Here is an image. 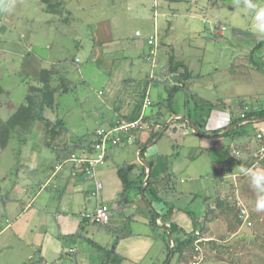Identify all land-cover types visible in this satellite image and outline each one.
Returning a JSON list of instances; mask_svg holds the SVG:
<instances>
[{"label":"crops","instance_id":"0c3cea01","mask_svg":"<svg viewBox=\"0 0 264 264\" xmlns=\"http://www.w3.org/2000/svg\"><path fill=\"white\" fill-rule=\"evenodd\" d=\"M59 1V4L62 1L65 2V8L56 7L51 10L52 15H64L70 3L75 1L79 9L85 10L87 7V4L81 3V0ZM222 2L225 3L222 9L225 10L227 3L231 0ZM55 3L58 4L57 1L53 4ZM112 5L114 9L121 7L115 2ZM152 5L153 29H150L146 38L141 30L142 35H136L138 29L135 31V37L124 35L122 33L124 27L119 22L115 28L110 25H104L102 28L103 33H113L116 37L111 38L110 41H100L104 43L100 47L101 59L106 62H102L101 70L104 74L98 79L102 80L101 83L107 90L103 92L100 90L97 94L100 102L99 104L98 100L95 102L99 106L104 103L107 106L105 109L110 113L106 114L100 110L96 112L95 105V110L91 112L100 124L88 131L92 134L97 127H108L120 119L136 120L142 115H146L149 121L161 123L160 130L145 131L138 136L136 142H126L117 146V148L128 146L135 148L134 153L129 154V159L124 161L126 164L133 165L129 175L133 181H139L142 176L144 177L145 168L147 174L145 180H147L152 169L158 177L156 189L158 194L154 195L150 190L145 191L144 194L135 187L126 191L118 171L119 166H117L118 169L104 167L111 162L114 156L112 155L114 154L113 148L107 156L106 163L98 167L94 176L96 180L103 183L98 178L100 174L106 182L105 194H101L100 191L99 197L89 196V182L92 181L95 185L94 177L74 179L68 169L58 172L54 177L55 168L51 173L47 165H42L31 177L33 169L30 166L35 168L36 159L39 158L34 154L40 156L39 153L43 149L40 144L32 146L33 149H39V151L35 150L32 158L31 153H26L27 150L23 149L15 155L18 163L23 164L22 168L25 167L24 158L27 155L29 159L31 158V164L28 167L30 176L23 169L16 167L17 172L11 179V183L7 177L1 178L0 181L2 184L9 182L10 189L15 192L4 203L2 202L4 195L1 194L3 185H0V264H34L37 262L45 264L47 261L50 264H101L100 259L104 260L103 264H117L118 261L113 255L121 256L120 264H164L168 259V244L170 243V247H173L175 238L183 240L187 237L186 233L194 232L202 234L203 237L200 240L220 237L221 234L216 230L219 228L223 230L225 223L222 218L214 217L213 213L218 208L213 202L216 200L217 203L219 197L226 198V181L231 175L240 171H237L236 165L238 164H236L231 172L228 164L230 154L227 148L229 147L220 140L228 136L229 130H226V127L230 125L233 117L241 116L249 108L264 106L257 102L256 106L252 107L248 98L245 97L247 95L238 90L237 86L233 90L229 91V88L227 90L224 79L229 77L234 79V76L228 75L229 73L239 76L242 65L251 70L260 68L258 60L261 61L264 57V34L254 31V23L245 26L244 23L234 22L236 18L229 20L221 9L222 4L219 5L215 14L209 13L211 4H203L201 0H155ZM49 6L46 5L44 9ZM130 8H134L133 4L130 6L127 3V9L130 10ZM205 12L211 17L208 20L205 19ZM177 14H183L186 17L189 14L194 20L201 16L204 19L203 22L209 23L211 36L204 35L205 30L197 28L194 23H187L186 26V22L182 23L185 25L181 30L183 34L175 35L178 28L176 24L173 25L172 20H168L166 28L168 35L163 38L161 36L163 25L159 19L173 17ZM242 14L246 15V13ZM80 23L83 26L88 25L87 19L80 18ZM244 28H248L250 32L254 31L255 41L250 39L252 42L246 44L248 37L244 34ZM156 30L158 31L157 54L152 55L153 46L149 45L148 36ZM114 31L117 34H114ZM129 34H132V31ZM177 36H181L182 39L178 40ZM169 37L171 40L167 42L166 38ZM253 42H256V46H253ZM93 47H97V43ZM185 49L192 51H185ZM256 53L258 60L251 57ZM65 59L66 57L57 62L60 69L50 77V83L53 86L60 84L64 73L69 72V69L65 68V65L69 64L61 63ZM90 59L95 60L94 62L99 61L94 58L93 51L88 60L91 61ZM170 62L183 63V65L175 72L167 73ZM69 63L77 66L81 60L79 57H74ZM262 63L264 64V60ZM185 66L192 77L185 84L190 88L192 98L189 99L184 88L179 90L183 93L182 97H176L178 91L169 100L170 88L181 85L179 74L185 71ZM154 87H156L158 100L156 103L151 100V106H146V100L152 99L151 91ZM164 88L167 89V93ZM242 95L247 101L241 98ZM180 99L181 109L176 107ZM206 104L210 105V109ZM54 116L56 118L55 114ZM194 126L197 129H194ZM261 128L264 129L260 127L258 132ZM230 137L232 139L230 144L235 146L247 140L233 135ZM182 146L183 149L180 150ZM219 147H224L225 153ZM5 149L0 148V153ZM211 149L218 150L221 160H226L223 168L219 172H214L215 175H212L211 171L206 172L208 177L213 176L214 189L220 190L212 189L207 195H202L206 202L203 218L198 220L200 225H192L187 219L186 222L191 227L187 230L178 223L177 218L181 215L186 216V213L189 214L192 211L182 207L181 203L192 201L193 203L189 204L191 206L198 197L194 193L193 196L187 193L180 196V193H183L185 189H192L194 185L191 183L201 180L204 176L205 170L192 172L190 165L196 160V156L203 155L204 151L210 155L209 150ZM141 153L142 156H140ZM209 158L213 161L211 155ZM144 160L152 165L150 170L143 162ZM13 167L10 166V169ZM100 167L101 170H99ZM45 176H48L46 180L43 179ZM36 185L39 187H35ZM130 192L131 197L128 194ZM192 192L194 191L191 190V194ZM124 193L127 195L124 196ZM209 198L212 204L207 200ZM99 204H107L111 207L113 223L110 221L109 224H99L93 221L94 209ZM131 204L136 208V212L128 214L126 209ZM128 217L135 224H141L142 227L126 229ZM116 236H119V240ZM109 251L115 252L112 255ZM176 259L177 257L174 261L171 260L173 264L176 263Z\"/></svg>","mask_w":264,"mask_h":264},{"label":"rangeland","instance_id":"374dc122","mask_svg":"<svg viewBox=\"0 0 264 264\" xmlns=\"http://www.w3.org/2000/svg\"><path fill=\"white\" fill-rule=\"evenodd\" d=\"M56 1L58 4H53ZM222 1L223 0H201L203 4H211L209 9L210 14H215L221 4L222 9L223 4H225ZM114 2L121 5V7L114 9L112 5ZM153 2H155V0H81V3L87 4L85 10L79 9L77 2L75 1L70 3L69 8H67V12H64V15L58 16L56 14L52 15L50 12L56 7H58V9L65 8L64 1H62L61 5L59 4V0H0V116L7 119L26 101L30 88L37 84V79L43 73L44 69L49 70L50 67L53 66L51 70L56 71L50 72L49 76L51 74L55 75L57 73L56 68L60 67L57 63L60 59L65 57H70L71 59L79 57L81 63L77 66L73 63H67L69 65H65V68L69 69V72L64 73L63 80L61 81V83H63L59 89L64 90L69 87L70 90L66 91V93L62 95H60V91H58L55 95L57 106H55L54 111L52 107H46L45 114L53 119L55 118V116L53 117V114H55L56 118L62 119L66 125L67 130H64L66 131V134L63 135L66 138H62V141L60 144H57V146L63 145L64 140L72 141V139L79 135H83L89 129H93L98 126L100 122L96 121L91 112L92 110H95L94 106L96 105V112L100 110L106 114L110 113L109 110L105 109L107 106L104 103H102V106H99L95 102L97 100L98 104L100 102V99H97L98 92L100 90H102V92L107 90V88L103 87L101 83L102 80L98 79L104 74L103 70H101L103 67L102 62H106L101 59L102 54L100 47L104 43L100 41H110L111 38L116 37L113 33H103L102 28L104 25H110L115 28L116 24L119 22V24L124 27V31L122 32L124 35L135 37V31L138 29L144 33V38H146L150 29H153ZM252 2L258 7H264L263 0H252ZM127 3L130 6L133 4L134 8H130V10H128ZM182 4L184 3L182 2ZM46 5L50 6L44 9ZM227 5L226 9L222 10L229 20L236 18L237 20L234 22L244 23L245 26H250L254 23H251L254 14L248 12L246 9L245 0H231V2L227 3ZM209 13H204L206 14V20L211 18L208 15ZM242 13H246V15L243 16ZM88 14L91 15V17ZM80 18L82 20L87 19L88 25L83 26V24L80 23ZM159 20L163 25V28L161 27V36L163 38L168 35L166 29L169 22L168 20H172L173 25L176 24L175 26L178 28L175 35L183 34L181 30L183 29V26L185 27V25L182 23L186 22V26L187 23H194L197 25V28L205 30L203 32L204 35L211 36L209 30L210 25L206 21L203 22L204 19L201 16L196 17V20H194L189 14L187 17L183 14H177L173 17L160 18ZM81 26H83V28H81ZM130 31H132V34H129ZM253 33L254 31L250 32L248 28H244V34L248 37L246 39L248 41L246 44L252 42L250 39L255 41V35ZM114 34L117 33L114 31ZM169 34L172 36V32ZM176 38L178 40L182 39L181 36H177ZM202 39H205V37H202ZM169 40H171V37L166 38L167 42ZM95 43H97V47H93ZM252 44L253 46H256V42H253ZM188 50L191 49H185V51ZM92 51L94 52V58L99 59V61L94 62L95 60H88ZM251 57L258 60L257 53L251 55ZM263 60L264 57L261 61L258 60L260 65L258 70H251L249 67L242 65L241 70L239 71V76L236 74L232 75L228 70V75L234 76V79H230V77L228 79H224L227 84V90L228 88L229 91L233 90L237 86L238 90L241 92L243 91L242 93L247 95L245 97L248 98L249 104L252 107L256 106L257 102L264 104ZM105 75H107V71H105ZM69 81H71V83ZM53 83H55V81H53ZM164 91L167 93L166 88H164ZM177 94L178 95H176V97L183 96L181 91ZM244 95H242L241 98L245 100ZM151 98V100H154L155 103L157 102L158 97L156 95V87H154L151 91ZM178 102L179 103L176 107L181 109V99ZM236 112L238 111L236 110ZM230 127L232 128L230 129ZM260 127L264 128V121H256L245 126L251 136L245 137L248 141L245 140L247 142L244 141V144H247L251 147L252 151H255L254 156L264 157V155H261L259 152V141L257 143L255 137L253 136L255 132H258L256 129H259ZM37 128L41 131L39 132L36 130L32 137H28L27 145L23 148L24 150H27L26 153H31V158L36 150L33 149L32 146L40 144L43 149V151L39 153L41 154L40 156H38V154H34L39 158L36 159L35 168L30 166V168L33 169L31 177L35 175V171L39 170V167L42 165H47L48 171H51L52 173L55 165L58 163L53 157L54 151L49 148H44L43 146L46 138L45 129L42 130V125L40 126V124ZM237 128H239V124L235 123L228 125L226 130L231 131L232 129ZM20 136L21 135L17 136V133L14 134L6 145V149L0 153V181L2 180L1 178L7 177L11 183V179L15 177L17 172V169H15L16 167L23 169L26 171V174L30 176L28 174V167L31 164V158L29 159L28 155L24 158L23 161L25 162V167L22 168L23 164L20 165L18 163V159L15 155L18 153L21 145V141L19 139ZM231 141L232 139L230 136L220 140V142L226 143V146L229 147L227 149L231 151L228 156V164L231 171H233V168L235 167L234 165L237 164L239 158L236 157V146L234 144L231 145ZM244 144L242 143V145ZM116 148L117 147L112 149L114 153L112 155L114 156L111 162L104 166L105 168L109 166L108 168L116 167V169H118L117 166L124 164V161L129 159V154H133L135 151V148L132 146ZM223 148L224 147H219V149ZM182 149L183 146L180 150ZM36 151H39V149ZM209 151L213 161L209 160L210 155L204 151V154L196 156V160L190 165V170L192 172L205 170L204 176L201 180L191 183L194 185L192 189H185L183 193H180V196L185 195V193L193 196L194 193L195 196L198 197L196 198L197 201L195 200L196 202L191 206H189V204L193 203L192 201H190L191 203L189 201H183L181 203L182 207L186 209L188 208L192 211L189 214L186 213V216L181 215L177 218L178 223L187 230H190L191 228L186 222L187 219L190 220V224L192 225H200L198 220L203 218V210H205L206 206V202L204 201L202 195H207L215 188V182L212 178L213 176L208 177L206 172L211 171L212 175H215L214 172H219L226 162L225 159L221 160V155L219 154L220 152L218 153V150L211 149ZM222 152L225 153L224 149ZM115 153H117L116 156ZM10 166L14 167L10 169ZM236 166V168H238L237 171L241 170V166ZM101 167L99 170H101ZM250 169L264 170V165L258 164ZM238 173H234V175H231L226 181V198L229 202L232 201L231 204L237 201L236 203L238 204L239 212L240 207L242 206H245L248 209L251 224L244 223L239 217L241 223L236 228L235 232H229L228 224L222 218L225 223V225H223V230L220 228L216 230L221 235L218 239L213 238L216 240V243H218L217 245L219 249H207L206 247L200 245L201 254H197L196 257L194 256L191 258V261H188L183 257L179 264H264V248L261 246V240L264 239V211L256 210V201L258 199L259 192L254 191L251 183H249V180H246L248 179L246 176L244 177V182L243 179L239 178ZM47 178L48 176L43 177L45 180ZM98 178L101 179L104 184L101 194H105L106 182L100 174ZM9 182L7 184L0 183V185H3L1 194L4 195L2 197L4 198V200L2 199V202L4 203L6 199H9V197H12L15 193L12 189H10ZM89 184L88 188H90V196L91 187H94V184L92 181L89 182ZM242 184L243 187H245L244 191L241 190ZM35 187L39 186L36 185ZM191 190L194 191L192 194ZM215 190L219 191L220 189H214V191ZM128 194L131 197L132 193L130 192ZM212 199L214 200L213 197ZM207 200L212 204L211 198ZM213 203L216 204V200H214ZM135 210L136 208H134L133 204H131L126 209V212L130 214L131 212H136ZM219 210L220 209L218 208V213ZM127 219L126 229H138L139 227H142L141 224H135L131 218L128 217ZM111 223L113 222L111 221ZM175 239L177 240V238ZM230 249L234 252V254L230 255ZM113 257L116 259L118 258V256ZM175 257L176 255H172L170 259H167V264H169V262L170 264H173L172 261L175 260ZM100 260L101 264H103L104 260ZM121 260L119 262H121ZM38 263L39 262L34 264Z\"/></svg>","mask_w":264,"mask_h":264},{"label":"trees","instance_id":"16d2710c","mask_svg":"<svg viewBox=\"0 0 264 264\" xmlns=\"http://www.w3.org/2000/svg\"><path fill=\"white\" fill-rule=\"evenodd\" d=\"M71 60L73 59L68 57L61 63L63 62L69 63L71 62ZM182 65L183 63L173 64L172 62H170L166 72L167 73L175 72ZM59 68H57V72ZM55 71L56 70L53 71L51 69L49 70L44 69L43 73L37 79V84L33 85L30 88L26 101L21 106H19L17 110L13 114H11L7 119H4L3 117L0 116V148L2 150L5 149L6 145L8 144L12 136L17 133V136L21 135L19 137L21 141L20 142L21 145L19 147L18 152L19 153L22 152L23 148L27 145V142H28L27 138L32 137L36 130H38L39 132L41 131L40 129L37 128L39 124L40 126L42 125V128H41L42 130L45 129L46 138L43 143V146L44 148H49L54 151V158L56 162L63 161L71 152L82 149L88 143V139L92 136L94 131L92 132V134L90 131H88L84 133L83 135H79L76 138L72 139V141L64 140L63 145L57 146V144H60V142L62 141V138H66L63 135L66 134V131L64 130H67V128L62 119L60 118L53 119L47 116L45 114V108L46 107L55 108V106H57L56 100H55L56 93L60 91V94H64L66 93V91L70 90V88L67 87L64 90L63 89L60 90L59 88L61 87V84L63 82L56 86L51 85L50 77H52L53 75L51 74L49 76V74L50 72H55ZM179 78H180L181 85H175L173 86V88L172 87L170 88L169 100L171 99V97L174 96L176 92L184 88L186 92L188 93L189 99L192 98V95L190 93L191 91L190 88L186 87L185 85L188 82V80L192 78L191 73L189 72L186 66H185V71H182L179 74ZM206 106L207 108L210 109V105L206 104ZM243 114L244 116L241 115L239 117H233L231 119L230 124L238 123L239 128L232 129L231 131H229L227 133L228 136L233 135V136H238V138H242V137L245 138L247 136H251L250 132L248 133L245 126L253 122H247L246 120L264 117V106L262 105L257 108H249ZM200 123H198V125ZM164 124L166 125V122ZM198 125H197V128H199ZM257 130L258 129H256V131ZM260 132L263 133L261 138H258L257 136L259 132H255L253 134L257 143L259 141V144H258L259 148L260 146H264V129L260 130ZM242 143L244 144V142H241V143H238L236 146V150L241 151L244 155L242 158H240L237 161V164L241 166V168H248V169L254 167L255 165L257 166L258 164L264 165V157L254 156L255 151H252L251 147H249L247 144L242 145ZM230 153L231 151L229 150V154ZM132 169H133V165L126 164V163L121 164L118 169L120 177L123 181L124 187L126 188V191L128 192L130 188L135 187V188H138L140 192L143 191L144 194H145V191L150 190L153 192L154 195H157L158 192L156 189L158 185L157 184L158 177L157 175H155L153 170L151 169L150 176L147 178V180H145V177L147 176V174H146V169L144 168V177L142 176L139 181H133L129 175ZM238 175H239V178L243 180H244V177L246 176L241 171H239ZM246 177L248 178L246 180L247 181L249 180V183H251L250 182L251 178L249 176H246ZM244 188L245 187H243V184H242L241 190L244 191ZM253 189L255 192L256 191L259 192L256 188L253 187ZM126 193H124V196L127 195ZM262 195H264V193L259 192L258 198ZM231 202L232 201L229 202L227 198L219 197L217 200L216 206L220 210H219V213H215L217 211L215 209L216 211H214L213 215L215 218H223L225 222L228 224L229 232H235L236 228L239 226L241 222L239 220V207H238V204L236 203L237 201L236 202L234 201L235 203H232V204ZM186 235L187 237L183 240H175V245L173 247H170L169 245L170 243L168 244V249H169L168 259H170L172 255H176L177 259H176L175 264H179L180 260L183 257L186 258L188 261H191V258H193L194 256L196 257L197 254L198 255L201 254L202 252L200 250L201 248L200 245H202L203 247H206L207 249H212V248L219 249L217 245L218 243H216V240L214 239L203 240L204 242L201 241L200 238L203 237L201 233H196V232L188 233V234L186 233ZM116 237H117V240H119V236H116ZM261 241H262L261 246L262 248H264V239H262ZM221 248L226 249L224 247H221ZM109 252L110 254L113 255L115 251H109ZM229 253L230 255L234 254V252H232L231 249L229 250ZM120 260H121V257L118 256L116 261H118L119 263ZM164 264H167V262H165Z\"/></svg>","mask_w":264,"mask_h":264},{"label":"built area","instance_id":"2783aa9c","mask_svg":"<svg viewBox=\"0 0 264 264\" xmlns=\"http://www.w3.org/2000/svg\"><path fill=\"white\" fill-rule=\"evenodd\" d=\"M136 35L141 36L142 32L137 30ZM148 43L153 46L151 54L156 55V47H158L157 30L155 33L149 35ZM151 104L152 101L148 98L145 105L151 106ZM146 118V115H142L132 121L120 119L108 127H97L88 139V143L82 149L71 152L63 161L55 165L53 176L55 177L58 172L68 169L71 177L74 179L79 177H94L97 168L106 163L107 156L112 148L123 145L126 142H136L138 136L142 135L145 131H158L162 128L161 123L153 120L149 121ZM262 135V132L257 134L258 138H261ZM259 152L261 155H264V146L260 147ZM243 156L241 151H236L237 158L240 159ZM94 178L95 185L91 189V195L99 197L100 191L103 189V183L100 180H96V177ZM239 217L244 223L251 224L249 211L245 206L240 207ZM92 218L94 222L109 224L112 218L111 207L107 204H99L94 209ZM45 264H50V262L47 261Z\"/></svg>","mask_w":264,"mask_h":264},{"label":"clouds","instance_id":"9594fccd","mask_svg":"<svg viewBox=\"0 0 264 264\" xmlns=\"http://www.w3.org/2000/svg\"><path fill=\"white\" fill-rule=\"evenodd\" d=\"M245 7L248 12L253 13L254 31L264 34V7H258L252 0H245ZM244 175L251 178L250 182L259 192L264 193V170H253L241 168ZM256 210L264 211V195L260 196L256 201Z\"/></svg>","mask_w":264,"mask_h":264},{"label":"water","instance_id":"95a60500","mask_svg":"<svg viewBox=\"0 0 264 264\" xmlns=\"http://www.w3.org/2000/svg\"><path fill=\"white\" fill-rule=\"evenodd\" d=\"M187 120H189V119H187ZM256 121H258V122H260V121H264V117H260V118H257V119H248L247 120V122H256ZM232 127H230V129H231ZM194 129H197L195 126H194ZM165 130V129H164ZM163 130V131H164ZM140 156H142V153H141V155ZM148 167H149V170H150V168H151V165H150V163L149 162H147V161H143ZM150 174V173H149Z\"/></svg>","mask_w":264,"mask_h":264}]
</instances>
